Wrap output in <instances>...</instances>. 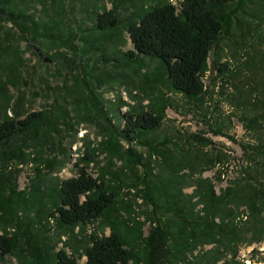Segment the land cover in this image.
Listing matches in <instances>:
<instances>
[{
  "label": "trees",
  "instance_id": "trees-1",
  "mask_svg": "<svg viewBox=\"0 0 264 264\" xmlns=\"http://www.w3.org/2000/svg\"><path fill=\"white\" fill-rule=\"evenodd\" d=\"M76 1L81 2L85 7L88 4L91 8L87 11L94 16L93 34L98 35L94 39L89 38L86 34L87 29L82 30V25L78 24V29L84 33L81 37L86 46L83 55L89 58L90 54L99 53L105 43L107 49L115 46L121 37L123 26L132 49L123 53L125 62L124 67L121 65V68L133 71L134 76L139 77V84L144 85L150 81L149 77L155 80L154 75L146 73L143 69L147 66L146 60L156 63V68L164 76L170 91L185 99L189 114H192L193 108H201L200 106L205 104V98L208 95L204 85L206 77L214 85L213 89H217L216 80L224 77L234 79L242 70L258 72L262 75L261 79L250 82L251 86L240 93L236 99L234 98V104L248 112H242L241 123L251 140L245 139L246 142L237 143L241 151L240 159L246 164L242 174L238 178L229 180L228 184L218 190L217 186L224 181L221 170H224V167L228 168L227 163L222 161L225 155L219 152L214 156L211 152L212 142L204 138L201 132L187 137L189 140L186 142V148L182 147L184 144L179 145L165 138L160 145L173 146L174 156L169 155L168 149L160 151L159 146L152 144L146 138L156 133L162 123L164 110L168 109L165 95L162 94V99H159L160 105L154 104L158 107L157 109L149 104L148 108L139 105L130 106L122 114L124 124L121 126L112 124L110 116H107L106 111L101 108L91 111L88 105L80 106V99L76 102L72 101L76 110L80 108L84 110V112L83 110L78 112L82 119L91 113L96 118V125L102 131L100 150L105 153L109 161L121 159L119 150L121 148L124 150L123 153L128 159L126 164L129 165L134 177L132 180L134 183L128 186L134 188L137 184L143 185L145 192L143 191L142 197L152 206L151 214H143V220L150 224L147 235L144 236L142 222L122 216V208L128 207L127 210H130V205L124 204L121 200L118 201L122 186L117 185L115 191L113 186L107 184L105 172L93 178L85 168L81 167L78 169L77 176L61 181L57 190V203L48 214L55 219L57 228L67 229L72 234L76 228L83 229L96 221H104L105 227L109 228L108 235L88 237V242L80 255L85 258L83 264H180L181 262L197 264L185 258L188 252L194 250L196 244L202 240L208 243L211 241L219 243L220 238H224L223 236L229 231L235 240L237 235H240L234 227L232 230L225 228L227 220L231 217L229 213H233V210L229 209L231 204L238 208L245 206L255 221L261 220L260 216L264 213V27H262L264 13L258 15L257 8H254L256 5L254 0H180L176 3L169 0H153V2L152 0L149 2L111 0L109 9L99 6L95 0H0V23L10 24L16 32L20 33V35L16 34L17 36L12 33L13 40L28 34L34 39L36 36L48 39L50 47L63 46L72 50L74 35L61 37L57 22L59 19L62 21V18H66L68 13L66 6L70 10L72 3ZM54 2H57V7L50 13L49 24L40 23V19L35 18L28 8L29 4L38 3L42 8L46 5L53 6ZM128 7L133 8L132 11L128 16H122V9L125 10ZM252 20H254L253 24ZM244 24L250 26L246 28ZM8 37L9 33L3 32L0 39V48L5 52L11 49L7 45ZM247 39L256 46L247 43ZM222 41H228V44L235 49L243 50V56L240 58L242 59L241 69L233 70L227 61L220 63L219 56L212 58L213 50ZM249 46L253 51L252 56L248 53ZM13 49L14 52L11 53L14 57L13 61L10 63L6 60L0 61V110L3 114L0 118L2 169H5L13 159L22 157L21 161L24 162L25 155L21 146L25 145L18 144V152H13L15 147L11 146L13 141L32 140L41 145L53 139L54 133H59L58 126L65 125L67 128L72 126L70 122L72 119L66 108L55 121L52 118L54 114L48 110L34 111L24 118H20L19 115H8L6 109L11 99L6 93L8 86L16 84L20 77L16 76L15 72L18 71L17 74L20 75L18 66L22 64L17 45ZM62 57L65 58V56ZM112 60L101 54L97 55L96 63L114 66L111 63ZM72 62L74 64L73 60ZM212 70L216 72L215 77L207 76ZM158 73L155 72L156 75ZM107 77L114 78L111 73H108ZM119 77L124 80L123 76ZM75 79L81 80L88 93L92 94V90L83 78L75 77ZM225 82H221L220 94H223ZM70 93V98L74 99V95ZM88 99L94 110L97 107L96 103L91 98ZM203 119L206 117L204 116ZM210 131L215 135H221L219 128L210 129ZM121 142L128 145L126 149ZM133 143L143 146L147 154L137 153ZM45 145L42 144L40 147L43 148ZM200 148H208V152L200 151L196 154L192 151V149ZM94 151L89 149L84 153L85 157L81 161H84L85 165L95 160L96 152ZM152 153L161 155L164 168L173 176L187 171L188 174L177 181L176 191L183 193L185 187H194L192 194L177 196L171 194L168 185L165 188L158 184H149L151 177H154L153 168H151ZM44 161L47 166L52 162L48 158ZM136 167L143 170V177L136 174ZM215 168L213 176L202 177L204 173L211 172ZM261 174L262 180H260ZM188 179L193 182L188 184L186 182ZM7 186L10 193H15L10 182ZM22 191H19L18 195H21ZM6 192L0 188V222L3 223L0 235V257L14 256L22 245L25 250L27 249V257L23 255L22 264H80L74 255L77 250L72 249L74 247L69 242H64L62 248L55 252L50 251L49 247L46 250H40L35 239L21 233L18 224L14 222L17 216L16 200H13L12 195L5 194ZM163 201L174 202L172 203L174 207L162 209L156 205ZM180 201H187L189 206L179 208V204L176 203ZM200 205L199 211L197 207ZM160 211L169 212L172 217H177L178 221L175 223H172V219L162 221L156 216V213ZM216 219H218L217 222ZM131 221L134 222L133 226L129 224ZM7 226L17 228V231L14 229L12 235H9ZM262 240H264V230L255 229L248 243L253 244ZM67 249L70 250L69 253Z\"/></svg>",
  "mask_w": 264,
  "mask_h": 264
},
{
  "label": "rangeland",
  "instance_id": "rangeland-1",
  "mask_svg": "<svg viewBox=\"0 0 264 264\" xmlns=\"http://www.w3.org/2000/svg\"><path fill=\"white\" fill-rule=\"evenodd\" d=\"M95 1L101 7L104 6L107 9L111 7V0ZM145 1L149 2L151 0ZM169 1L176 3L180 0ZM254 1L256 2L254 8H257V11H255L259 12L258 15L263 14L264 0ZM260 5L263 6L260 7ZM56 7L57 2H54L53 6L46 5V7L42 8L38 3L28 5L29 11L35 15V18L40 19V23L47 24L51 20L50 13ZM66 9L68 12L66 18H62V21L59 19V22H57L59 24L58 33L63 38L68 37L70 34L74 35L72 50L63 46L50 47L48 39L38 36L34 39L33 36L28 34L23 35V38L13 40L12 33L15 35H20V33L16 32L10 24L0 23V39L3 36V32H8L10 38L8 37L7 45L11 47L7 52L0 48V61L6 60L7 63L13 61L14 57L11 53L14 52L13 47L15 45L20 50L22 59V64L18 66L20 75L17 74L18 71L15 72V75L20 77H18L16 84L8 86V92L6 93L11 99L6 109L8 115H19L20 118H24L27 114L34 111L44 112L48 110L54 114H52V118L55 121L61 115L62 110L66 108L69 110V117L72 119L70 121L72 126L69 128L65 125L58 126L59 133H54L53 139L42 143L46 144L43 148L40 147L42 144H36L32 140L21 139L19 142L13 141L11 144V146H15L13 147V152H18V144L25 145L21 146L25 155L24 162L21 161L23 158L20 157L11 160L5 169H2L0 165V188L7 191L5 194L12 195L13 200H16L17 216L14 222L18 224L17 226L21 233H25L28 238L30 236L35 239L40 250H46L49 247L50 251L55 252L62 248L64 242H69L74 247L72 249L77 250L74 254L76 259H78L80 264H83L85 258L80 255L88 242V237L90 235H108L109 228L105 227L104 221H96L80 230L76 228L72 234L67 229L57 228L55 219L49 217L48 214L52 211L53 205L57 203V190L61 181L77 176L78 169L81 167L85 168L86 172L93 178L99 177L102 172H105L104 176L107 184L111 187L113 186L115 191L117 190V185L122 186L118 201L121 200L124 204L130 205V210H127L128 207L124 208L122 206L124 208L121 211L122 216L142 222L144 224L142 227L144 236L147 235L150 224L148 225L143 220V214H151L150 209L152 206L142 197L143 191L145 192L143 185L137 184L134 188L128 186L130 183H134L132 182L134 177L128 167L129 165L126 164L128 159L126 154L123 153L124 150L122 148L119 150L121 159L116 158L113 161H109L105 153L100 150L99 143L102 140V131L96 125V118L90 112L91 114L88 117L82 119L78 112L83 109L76 110L72 101L76 102L77 99H80V106L88 105L91 111L101 108L106 111L107 116H110L112 124L121 126L124 124L122 114L130 106L136 107L139 105L148 108L149 105H152L153 108L157 109L158 107L154 104L160 105L158 103L159 99H162V94L165 95L164 98L168 102V109L165 108L164 110L162 123L156 133L146 138L152 144L159 146L160 151L168 149L170 151L169 155L174 156L173 146L170 144L160 145L165 138L179 145L184 144L182 147L185 146L186 148V142L189 140L187 137L190 134L201 132L204 138L212 142L211 152L214 156L219 152L225 155V159H222V161L224 160L227 163L228 168L224 167V170L221 171L223 172L222 176H224L222 178L226 182L223 181L220 186H217L218 190L228 184L229 180H233L234 177L238 178L242 174V169L246 164L240 159L241 151L237 143L246 142L245 139L251 140L241 123L242 112H248L236 106L234 98L236 99L240 93L247 90L251 86L250 82L261 79L262 75L258 72H245L242 70L234 79L224 77L221 80H216L217 89H213L214 85L206 77L204 85L208 95L205 98V104L200 106L201 108H193L192 114H189L185 99L170 91L164 76L156 68V63L146 60L147 66L143 69L146 73L154 75L155 80L149 77L150 81L144 85L139 84V77L134 76L133 71L130 72L125 68H121V65L123 66L125 62L123 53L132 49L123 26L121 27L122 34L117 44L107 49L105 43L103 48L105 51L102 52L101 50L103 49H101L99 52L113 59L111 63L114 66H106L103 63H96L97 55H101L98 52L90 54L89 58L83 55V50L86 46L81 37L84 36V33L78 29V24L82 25V30L87 29L86 34L89 38L98 37L97 34H93L92 23H94V16L87 11L91 9L89 5L87 4V7H85L81 2L76 1L72 3L70 10H68L67 6ZM132 9L131 7L125 10L122 9V16H128ZM253 23L254 20H252ZM244 25L246 28L250 26L249 24L248 26ZM262 27H264V24ZM247 40V43L256 46L251 40ZM247 48H249L248 53L252 56L251 46ZM62 56H65V58ZM214 56L220 57V63L227 61L233 70L241 69L242 59L240 58L243 56V50L235 49L234 46L228 44V41L219 43L213 50L212 58ZM155 72L159 73L156 75ZM108 73H111L114 78H108ZM118 75L123 76L124 80ZM215 75L216 72L212 70L207 76L215 77ZM75 77L83 78L84 82L92 90V94L88 93L81 80H77ZM222 81L226 82L223 94H220ZM69 93L74 95L73 97L75 98H70ZM88 98H91L96 103L97 107L94 110ZM2 115L0 110V118ZM94 115L96 114L94 113ZM204 116L206 119H203ZM217 128L220 129L221 135H215L210 131V129L216 130ZM121 145L125 149L128 146L124 142H121ZM133 146L137 153L147 154V150L143 146L141 147L135 143H133ZM89 149L95 150L96 158L93 163L85 165L86 163L81 160L85 157L84 153ZM192 151L196 154L200 151L204 153L205 151L208 152V148L192 149ZM152 155L151 168H153L152 175L154 177H151L149 184H158V186L165 188L168 185L172 192L171 194L177 196L192 194L194 187H185L182 191L183 193H177L176 191L177 181L184 178L188 174L187 171L173 176L172 173L164 168L161 155L154 153ZM46 158L52 160L49 166L44 161ZM216 168L211 172L204 173L202 177L213 176ZM135 172L140 177H143L141 168H137ZM171 177L173 179H170ZM262 179L263 175L261 174L260 180ZM172 181L174 182L171 183ZM8 182L11 183L15 193L9 192ZM186 182L191 184L193 180L188 179ZM21 190H23L22 194L18 195ZM184 202L187 201H180L179 203ZM179 203L177 202L176 204ZM200 208L201 205L197 207L199 211ZM229 209L233 210V213H229L231 217L227 220L225 228L232 230L234 227L236 232L240 234L237 235V240L232 238L230 231L223 236L224 238H220L219 243H212V241L208 243L202 240V242L196 244L192 252L186 254L185 258L187 261L197 264H264V240L253 244L248 243L253 230H264V213L260 216L261 220L255 221L245 206L238 208L231 204ZM166 214L165 221L168 219H172V223L178 221L177 217L170 216L169 212H166ZM2 224L0 222V235ZM129 224L133 226L134 222L131 221ZM14 229L17 231V228L7 226L9 235H12L11 233ZM67 251L69 253L70 250L67 249ZM23 255L27 257V249L25 250L20 245L14 256L0 257V264H22ZM180 264H183V262Z\"/></svg>",
  "mask_w": 264,
  "mask_h": 264
},
{
  "label": "crops",
  "instance_id": "crops-1",
  "mask_svg": "<svg viewBox=\"0 0 264 264\" xmlns=\"http://www.w3.org/2000/svg\"><path fill=\"white\" fill-rule=\"evenodd\" d=\"M156 205H158L162 209H164V207H174L172 203H165L164 201L163 202L156 203ZM188 206H189V203L188 202L179 203V205H178L179 208H187ZM169 215L171 216V214H169ZM156 216L158 218H160L162 221H164L165 218H166V216H167V214L166 213H163L162 211H160V212L156 213Z\"/></svg>",
  "mask_w": 264,
  "mask_h": 264
}]
</instances>
